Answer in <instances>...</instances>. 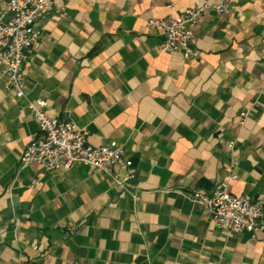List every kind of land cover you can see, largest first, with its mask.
I'll list each match as a JSON object with an SVG mask.
<instances>
[{
    "label": "crops",
    "instance_id": "0c3cea01",
    "mask_svg": "<svg viewBox=\"0 0 264 264\" xmlns=\"http://www.w3.org/2000/svg\"><path fill=\"white\" fill-rule=\"evenodd\" d=\"M197 1L217 0H54L37 17L24 99L0 68V264H264V224L226 231L186 196L234 159L229 191L264 213V0H229L241 16L207 11L193 27L198 57L163 51L147 19ZM37 98L92 145L125 147L128 190L84 163L21 167L38 130L24 101Z\"/></svg>",
    "mask_w": 264,
    "mask_h": 264
},
{
    "label": "built area",
    "instance_id": "2783aa9c",
    "mask_svg": "<svg viewBox=\"0 0 264 264\" xmlns=\"http://www.w3.org/2000/svg\"><path fill=\"white\" fill-rule=\"evenodd\" d=\"M168 8L167 15L149 17L147 24L162 29L163 37L159 47L163 51L180 53L185 58L198 57V50L193 45V27L207 11L241 16L239 8L231 5L229 0H217L211 4L197 1L177 14L173 13V5L169 4ZM53 9L54 0H8L5 11L9 17L3 19L0 15V68H4L6 74L5 88L18 98H25L22 64L41 38L33 24L40 14ZM59 12L65 13L63 9ZM24 105L30 110L38 130L22 153L21 167L36 163L51 171L69 169L75 163H84L101 170L115 184L128 190L127 180L134 176L135 168L122 144L112 141L106 145H92L88 141L87 128L49 115L47 102L43 98L25 99ZM248 113L249 109L241 111V124ZM234 145L235 140H232L230 146ZM120 161L126 165L122 179L113 174V167ZM235 165L233 159L227 167V175L218 180L212 189H195L186 196L226 231H253L260 223L264 224V213L260 202L229 191L228 185ZM38 181L39 177L32 184Z\"/></svg>",
    "mask_w": 264,
    "mask_h": 264
}]
</instances>
